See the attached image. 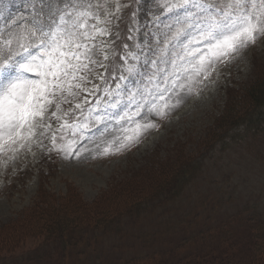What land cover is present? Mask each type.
I'll return each mask as SVG.
<instances>
[{
	"label": "snow or ice",
	"instance_id": "1",
	"mask_svg": "<svg viewBox=\"0 0 264 264\" xmlns=\"http://www.w3.org/2000/svg\"><path fill=\"white\" fill-rule=\"evenodd\" d=\"M128 6L33 0L26 27L14 20L0 30V149L50 135V150L64 158L117 154L156 127L149 116L172 111L215 63L264 33V0H173L162 5L176 17L163 40L145 33L139 42L133 12L134 44L118 51Z\"/></svg>",
	"mask_w": 264,
	"mask_h": 264
},
{
	"label": "rangeland",
	"instance_id": "2",
	"mask_svg": "<svg viewBox=\"0 0 264 264\" xmlns=\"http://www.w3.org/2000/svg\"><path fill=\"white\" fill-rule=\"evenodd\" d=\"M32 2L33 0H0V30L12 24L14 20L20 22L22 28L26 27L24 21L30 18ZM171 2L173 0H121V3L129 6L123 8L121 13L123 18L119 22L120 35L116 40L118 51H123L120 48L122 44H128L130 47L134 44V41L126 38L133 12L137 14L140 22V31L136 34L139 42L144 41L145 33H148L150 38L155 33L156 37L163 40V34L169 31L166 25L174 24L176 20L174 15L167 13L162 7L164 3ZM151 42L154 44L155 39ZM263 48L264 33H261L254 43L215 63L209 69L207 79L192 83L191 94L185 95L176 108L163 116L148 117V120L156 125L155 128L146 131L138 142L117 154L94 157L92 152H85L80 158H64L62 154L50 150V135L39 139L32 138L23 148L17 145L15 151L0 149V237L10 238L14 225L26 219L38 196L39 176L42 171L46 174L45 187L56 196V203L62 199L68 209H74L75 205L65 197L68 189L74 190L77 196L72 197H80L82 203H97L101 207L117 204L115 211L118 217L110 221L111 223L102 224L97 234L100 246L113 262H118L119 258L127 260L151 250H169L180 245L187 248L189 245L185 237L194 235L196 229L188 228L193 225L186 224L185 219L193 221L195 213L198 212L202 213L200 229L222 225L230 216L239 213L240 209L246 210V216L264 212V131L246 135L245 138L230 143L224 150H221L220 146L211 156V146L208 150L205 145H201L203 136L205 133L208 135L211 124L222 122L231 102L227 83L236 81L231 87L241 91L242 88L237 84H248L258 73V79L261 78L264 55L259 51L262 52ZM257 51L254 59L260 62L253 69V54ZM144 68L141 64V71ZM2 80L3 74H0V81ZM56 128L57 125L53 122L50 132ZM239 131L236 130V134ZM157 145L161 146L162 156L170 153L173 157L180 146H185L187 151L190 149L191 159L185 157L181 159L182 162L179 160L176 168L181 169L186 162L193 163L187 177H177L175 183L169 182L168 172L163 174L162 179L167 176L166 188L177 195L174 201L166 204H169L170 208L167 214L161 215L162 210L156 209L153 214L135 216L134 210L140 211L142 206L132 208V212L126 196H121L115 205L108 199L99 200L103 192L112 189L113 184L118 182L123 185L130 176L137 174L134 170L148 159ZM88 148L98 151L94 148V143H89ZM201 155H205L206 159L200 158ZM150 202L152 207H158L155 200ZM210 215L212 218L207 219ZM60 218L62 219L61 215ZM181 224H184L183 230L180 228ZM237 225H241L239 221ZM58 228L63 230L62 224ZM71 228L67 225L68 234L82 235L80 227L75 230H70ZM255 229L256 227L249 230L245 226L234 228V233L230 234V243L235 249L230 252L228 246L222 245L223 248L216 251V256L221 257V260L231 256L235 264H264L261 259H252L261 254L257 249H253V239L258 235ZM145 230H155L152 238L154 241L152 240L149 246L138 238L140 232ZM43 237L48 235L44 234ZM43 237L29 236L16 242L13 248L4 243L0 247V264H58L44 262L43 259L49 256L46 253L53 249L49 240L46 239L45 242ZM224 253L226 254L223 255ZM70 254L72 258L65 262L66 264H93L89 255L78 257L76 251Z\"/></svg>",
	"mask_w": 264,
	"mask_h": 264
},
{
	"label": "trees",
	"instance_id": "3",
	"mask_svg": "<svg viewBox=\"0 0 264 264\" xmlns=\"http://www.w3.org/2000/svg\"><path fill=\"white\" fill-rule=\"evenodd\" d=\"M263 55L264 51L262 52ZM259 62V60L254 61L255 68ZM261 70L262 76L260 79H258L260 77V73H258L257 77L248 84H244V86L237 84V86L242 88L241 91H236V87H227L228 97L231 102L226 109L222 122L211 124L208 135L205 133L201 143L208 150L211 146L210 156L220 146V149L224 150L230 143H235L245 138L246 135L259 134V132L264 131V68ZM257 79L258 81L254 82ZM238 129L240 131L236 134V130ZM160 148L161 146L157 145L148 156V159L134 170L137 174L130 176L123 185H120L118 182L113 184L112 189L103 192L99 200L108 199L110 203H114L115 205V202L120 201L119 198L121 196L122 198L126 196L125 199H129L128 207L132 212V208L142 206V210H134L135 216L139 214H153L156 209L162 210L161 215L167 214L170 211V202L174 201L177 195L175 193L172 194L173 192L167 189L168 185H166L165 179L168 176L169 182L175 183L177 177H187V173L193 163L188 164L186 162L181 169L176 168L179 160H183L185 157L191 159L189 156L190 149L188 151L185 150V146H180L175 151V155L173 152L174 156L171 153L173 157L170 156V153L169 155L162 156ZM200 158H205V155H201ZM166 172H168L166 178L162 179L163 174ZM41 174L39 176L40 188L38 196L31 205L32 208L27 213L28 215L26 214V219L20 224L15 222L18 224L14 225L15 227H13V233L10 234V238L0 237V247L6 243L10 244V248H13L16 242H20L24 238L29 236L41 238L46 234L48 237H43L44 241L46 242V239H48L49 245L52 246L53 250L46 253L49 256L47 259H43L45 260L44 262L66 264L72 258L70 253L76 251L78 257L91 256L93 264H235L231 256L225 260L219 259L221 257L216 256V251L222 249V245L228 246L230 252L234 250L235 246H231L232 244L230 243L232 237L230 234L234 233V228L245 226L249 230L256 227L255 231L258 232V235L256 239H253L255 242L253 249H257L261 254H257L252 259L258 261L261 259L264 262V219H262L264 218V212H258V215L255 213L246 216L247 213L244 209H240L239 213L230 216L228 221L223 222L222 225L208 226L204 229H200L199 226L202 222L201 212L195 213L193 221L185 219L186 224L193 225V227L185 225L186 227L196 229L194 235L190 234V237L189 235L185 237V240H188L187 245H189L187 248H185V245H180L169 250H151L142 255H134L127 260L119 258L117 259L119 260L118 262H113L114 260L110 261V258L104 253V249L100 246L101 243L97 234L102 224L112 222L113 219L118 217L115 211L117 204L115 206L101 207L97 203H82L83 201L80 197H72V195L77 196V193L74 190L68 189L65 197H68V202L75 204L74 209H68L65 207L66 203H63L62 199L56 203V196L45 187L46 174L43 171ZM162 190L168 192L163 193ZM150 200H155V204L158 207H152ZM167 203L169 204L166 205ZM212 210L211 207L210 212ZM70 213H73V215ZM206 218L211 219L212 216L210 215ZM121 221L122 219L120 220V224L122 225L123 221ZM238 221L241 224L240 226L237 225ZM60 224H62L63 230L58 228ZM67 225L72 227L70 230L80 227L82 235L73 236L74 234H68ZM183 225H180L181 229ZM154 234L155 230H145L140 232L138 238L139 240H143L146 246H149ZM2 238L4 239L3 242Z\"/></svg>",
	"mask_w": 264,
	"mask_h": 264
}]
</instances>
